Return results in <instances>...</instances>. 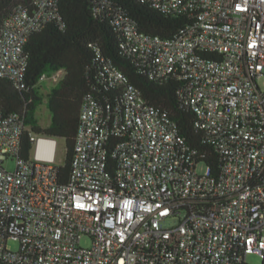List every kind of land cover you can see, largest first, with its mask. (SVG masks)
I'll use <instances>...</instances> for the list:
<instances>
[{
    "label": "built area",
    "instance_id": "1",
    "mask_svg": "<svg viewBox=\"0 0 264 264\" xmlns=\"http://www.w3.org/2000/svg\"><path fill=\"white\" fill-rule=\"evenodd\" d=\"M148 1L193 22L163 39L116 12L120 47L151 78L182 76L194 126L221 156L219 173L106 63L121 107L84 99L65 185L57 139L30 132L24 156L23 120L0 112L2 264H245L251 254L264 264V0ZM51 22L63 27L59 0L13 7L0 24V79L25 89L24 46Z\"/></svg>",
    "mask_w": 264,
    "mask_h": 264
},
{
    "label": "trees",
    "instance_id": "2",
    "mask_svg": "<svg viewBox=\"0 0 264 264\" xmlns=\"http://www.w3.org/2000/svg\"><path fill=\"white\" fill-rule=\"evenodd\" d=\"M17 3L28 6L32 0H0V24ZM116 12L135 21L145 35L163 39L174 38L193 22L189 15L160 12L148 0H59L63 27L51 22L30 35L24 46L25 89H15L8 80L0 79V112L5 116L18 114L26 126L20 143L22 154L25 156L30 148V132L63 140L65 159L59 167L58 183H67L84 99L90 95L102 106L121 107V93L109 88L105 81L103 65L110 63L122 71L150 105L167 113L179 135L191 148L206 154L204 162L219 173L221 156L195 128L194 114L182 98L185 80L178 74L151 78V69L124 55L120 47L123 37L113 23ZM60 71L64 76L46 100L50 124L43 128L35 116L42 102L38 84Z\"/></svg>",
    "mask_w": 264,
    "mask_h": 264
},
{
    "label": "rangeland",
    "instance_id": "3",
    "mask_svg": "<svg viewBox=\"0 0 264 264\" xmlns=\"http://www.w3.org/2000/svg\"><path fill=\"white\" fill-rule=\"evenodd\" d=\"M64 76V73H55L48 78H42L38 84V90L42 96V102L36 109L35 116L39 122V124L45 128L50 124V112L47 109L46 100L50 91L56 86V84L61 80ZM65 159V144L63 140H57L56 147V164L62 166L64 164ZM4 167L8 171H13L15 169L14 160H9L4 164ZM82 244L84 246L89 245V241L83 240ZM7 246L10 250L16 251L19 247L17 241L9 240ZM247 264H262L261 258L255 254H251L246 258Z\"/></svg>",
    "mask_w": 264,
    "mask_h": 264
},
{
    "label": "crops",
    "instance_id": "4",
    "mask_svg": "<svg viewBox=\"0 0 264 264\" xmlns=\"http://www.w3.org/2000/svg\"><path fill=\"white\" fill-rule=\"evenodd\" d=\"M58 73H62V71L58 72ZM64 73V72H63Z\"/></svg>",
    "mask_w": 264,
    "mask_h": 264
}]
</instances>
